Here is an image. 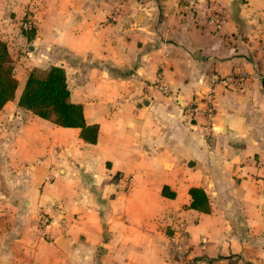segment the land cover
Returning <instances> with one entry per match:
<instances>
[{
	"label": "crops",
	"instance_id": "1",
	"mask_svg": "<svg viewBox=\"0 0 264 264\" xmlns=\"http://www.w3.org/2000/svg\"><path fill=\"white\" fill-rule=\"evenodd\" d=\"M204 2L223 11L219 30L203 3L0 0V40L23 53L0 112V264H264V0ZM31 66L65 69L95 145L19 107ZM213 75L244 87H215L208 134L184 106ZM159 76L173 96L149 87ZM193 187L210 214L189 208Z\"/></svg>",
	"mask_w": 264,
	"mask_h": 264
},
{
	"label": "trees",
	"instance_id": "2",
	"mask_svg": "<svg viewBox=\"0 0 264 264\" xmlns=\"http://www.w3.org/2000/svg\"><path fill=\"white\" fill-rule=\"evenodd\" d=\"M35 33V29L28 33L23 32L28 42L35 39ZM18 87L19 80L15 73L13 55L8 43L0 40V112L7 103L15 99ZM70 95L63 67L34 68L28 73L18 105L58 127L79 129L80 138L88 144L95 145L98 141L99 125L86 123L83 106L72 103ZM162 195L172 199L175 197V193H168L166 187L163 188ZM189 195L190 209L203 214L211 213L209 198L203 189L190 188ZM237 258L239 257L233 256L227 259L229 264H236Z\"/></svg>",
	"mask_w": 264,
	"mask_h": 264
},
{
	"label": "built area",
	"instance_id": "3",
	"mask_svg": "<svg viewBox=\"0 0 264 264\" xmlns=\"http://www.w3.org/2000/svg\"><path fill=\"white\" fill-rule=\"evenodd\" d=\"M182 6H188L190 8H196L198 5L203 3L202 12L205 15L207 22L214 26L216 30H219L225 23V16L223 11L216 5L211 3H205L204 0H180ZM23 32H31L35 29V23L31 12L26 13L25 18L21 25ZM213 88L203 95L199 100H193L192 102L184 106V113L195 118L198 114H202L204 117V130L209 134L213 128L215 116H216V96L215 87L220 83H228L234 85L236 90H241L244 87V78L229 76L221 78L217 75L212 76ZM150 88L157 89L167 97L173 96L168 85L163 82L161 76L157 78L155 83H153ZM52 224V219L49 214L40 212L38 216V230L41 236L48 237L47 229ZM49 239V238H47Z\"/></svg>",
	"mask_w": 264,
	"mask_h": 264
},
{
	"label": "rangeland",
	"instance_id": "4",
	"mask_svg": "<svg viewBox=\"0 0 264 264\" xmlns=\"http://www.w3.org/2000/svg\"><path fill=\"white\" fill-rule=\"evenodd\" d=\"M22 29V28H21ZM10 41V40H9ZM10 43V48H11V54L13 55V58H15V64H17V68H18V71H17V79L19 80V79H21V77L23 76V70H22V67H20V66H22V65H19V57L18 56H20L21 54L23 55V53L22 52H19V50H18V48H19V44H18V42H16V41H14V40H12V41H10L9 42ZM25 52H27V50L25 49ZM19 65V66H18ZM34 69V68H36V67H33V66H31V67H28L27 69L29 70V69ZM47 68H49V67H47ZM46 68V69H47ZM40 69H42V68H40ZM43 69H45V68H43ZM20 71V72H19ZM18 72H19V74H18ZM22 73V74H21ZM185 253H184V250H181V255H184ZM235 262H236V264H246L247 262H245V261H242L240 258H237V260H235ZM247 264H249V263H247Z\"/></svg>",
	"mask_w": 264,
	"mask_h": 264
}]
</instances>
